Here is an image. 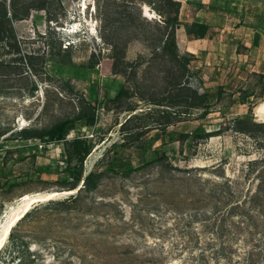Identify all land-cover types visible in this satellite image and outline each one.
Instances as JSON below:
<instances>
[{
  "label": "rangeland",
  "instance_id": "374dc122",
  "mask_svg": "<svg viewBox=\"0 0 264 264\" xmlns=\"http://www.w3.org/2000/svg\"><path fill=\"white\" fill-rule=\"evenodd\" d=\"M114 1L129 2L60 0L63 14H59L58 22L48 21L45 10H32L27 20L15 23L18 40L24 49L39 56L36 64L42 78L26 67L27 74L23 77L11 74L0 79L2 93L13 95L0 98V224L1 218L4 220L6 213L17 206L24 195L59 194L32 205L30 212L37 205L43 208L19 221L13 229V237L9 236L0 250V264H248L250 242L245 237L235 240V237L229 239L217 234L222 220L220 215L226 212V206L260 187L261 166H249L250 161L263 157L260 143L245 135L228 130L207 141L171 143L164 148L174 166L171 172L153 166L130 177L111 176L98 191L85 195L77 204L49 207H44L49 201H63L72 195L64 193L66 190L56 184L57 176L53 172L61 165L62 143L42 146L38 152L27 151L24 155L13 148L20 144L18 140L7 141L5 147L1 146L5 139L22 128L49 127L71 115L76 106L77 91L87 98L90 87L96 86L99 101L116 94L125 78L113 74V60L110 58L113 50L102 37V15L105 8L116 12L112 7ZM140 7L143 17L161 20L149 7V15L145 13L147 6ZM121 11L117 12L120 14ZM130 13L138 16L137 9ZM247 27V32L242 28L235 30L236 35L244 36L246 43L255 36ZM221 30H211L215 40L210 52L217 45L220 51L225 50L227 37ZM49 32L52 40L61 43L63 49L71 45L73 61L80 66L79 79L70 71L64 75L75 89L70 91L67 88L68 94L61 89L62 81L44 74L41 56H48L45 42ZM178 42L180 52L187 53L183 37L179 36ZM196 54L201 56L198 52ZM233 54L221 56L217 65H223L230 73H238L242 63L250 72L260 71L261 63H264V37L254 56L246 51H243L244 57ZM93 55L99 59L94 73L87 68ZM139 56L149 58V52L142 42L135 41L127 48L126 60L135 62ZM209 59L208 55L203 62L197 58L191 65L205 81L211 78ZM240 74L245 78V73ZM214 75L217 78L218 75ZM244 78L236 85L242 86ZM255 82L252 79L245 84ZM33 85L38 90L31 97ZM228 102L229 99L218 105L217 111L205 120L198 119V113L191 118L183 117V121L171 126L169 131L176 129L192 133L199 128L209 132L224 131L228 121L236 116L230 110L221 111ZM46 103H49L48 111L40 115ZM149 107L143 103L137 111ZM244 110L241 107L237 112ZM255 111L258 115L255 114V120L264 122V105ZM128 117L127 112H106L99 108L95 132H88L89 137L93 133L96 135L97 145L85 162L86 174L102 169L108 150L114 143H121L123 131L120 125ZM157 133L159 131L154 130L146 135L148 145L153 148L145 153L126 149L118 157L125 158V164L130 163L131 158L135 164L144 158L154 159V149H160V143L152 144L151 136ZM72 137L73 133L69 135ZM36 170L43 171L40 178L30 179ZM229 188L233 191L229 201L219 202L216 189Z\"/></svg>",
  "mask_w": 264,
  "mask_h": 264
},
{
  "label": "trees",
  "instance_id": "16d2710c",
  "mask_svg": "<svg viewBox=\"0 0 264 264\" xmlns=\"http://www.w3.org/2000/svg\"><path fill=\"white\" fill-rule=\"evenodd\" d=\"M141 5L149 7L161 20L153 21L143 17ZM112 7L116 12L112 13L111 9L104 7L102 37L113 50L110 57L113 60V74L125 78V82L121 84L116 94L99 101L96 86L90 87L87 98L77 91L76 106L71 115L59 119L49 127L22 128L12 133L1 143V146L5 147L7 141L18 140L20 144L13 148L17 153L24 155L27 151L38 152L42 146L62 143L61 165L53 171L57 176L56 184L66 191H76V193L63 201H49L44 206L49 207L77 204L85 195L98 191L111 176L130 177L142 169L153 166L160 167L163 172H171L174 166L170 162L169 154L164 151V148L171 143L192 144L207 141L228 130L245 135L260 143L263 157L249 162L252 168L261 166L260 187L226 206V212L220 215L222 220L217 234L219 237L228 236L229 239L232 236L236 238L235 240L245 237L250 242L248 264H264V122L255 120L256 108L264 105H259L264 103V101L259 102L264 99V63H261L260 71L250 72L247 65L242 63L238 73H230L223 65L218 66L217 60L223 55L229 57L231 54L226 52V49L232 53L231 47L220 51L217 45L212 52L209 49L199 52L201 56L181 53L177 31L183 29L189 41L202 40L208 37L209 25L199 21L183 23L179 0H129L118 3L114 1ZM206 7L211 12L229 16L230 27L233 29L224 32L227 37L225 43L228 45L230 41L231 46L233 44L237 46L235 55L244 57L243 51H246L254 56L261 38L264 37V0H209ZM134 9L138 10L137 17L130 13ZM32 10H45L47 20L52 22H58L59 14H63L60 0H0V79L11 74L23 77L27 74L26 67L30 68L29 70H32L38 78H42L36 64L39 56L24 49L22 42L18 40L15 28V23L27 20ZM118 10H122L120 14ZM243 26H249L255 32L251 47L245 45L243 35L240 37L235 34V30ZM49 34L45 42L48 56H41L44 74L62 81L61 89L68 94L67 88L70 91L75 89L64 79V75L70 71L76 79H79L80 66L73 61L71 45L63 49L61 43L52 40L51 32ZM135 41L144 44L149 52V58L139 56L135 62H128L127 48ZM209 52L211 54L208 66L212 72L210 81H205L199 75V71L194 72L191 65L197 58L203 62ZM95 58L93 55L87 67L92 73L96 71L95 66L99 61ZM240 73H245V78ZM214 74L218 75L217 78H214ZM242 78L245 79V83L252 79L256 82L255 84L242 82V86H237L236 82ZM37 90L38 87L33 85L31 97L35 96ZM10 96L13 97L0 90L1 99ZM61 97L64 98V95ZM227 99L229 102L221 111L230 110V113H235L236 116L228 121L226 130L209 132L199 128L192 133L179 132L176 129L169 131L171 126L182 122L183 117L191 118L195 113H198V119L205 120ZM143 103L151 107L137 111L139 105ZM241 107L245 110L238 113L237 110ZM48 108L49 103L44 104L40 115L46 113ZM99 108L106 112H127L129 117L120 125L123 131L121 143H114L108 150L102 169L86 174L85 162L97 145L94 140L96 135L93 133L92 137H89L88 132H95ZM146 120L150 121L139 124ZM154 130L159 133L151 136V142L160 143V149H154V159L146 160L143 157L144 161L135 164L131 158L130 163L125 164V158L118 157L126 149L145 153L153 148V145H148L145 138ZM72 133L73 137L69 138ZM175 151L173 150V153H176ZM51 171L49 169V172ZM42 173V170H36L29 178L39 179ZM216 192L219 202L228 200L233 194L232 188L216 189ZM41 208H43L41 205L35 206L22 220Z\"/></svg>",
  "mask_w": 264,
  "mask_h": 264
},
{
  "label": "crops",
  "instance_id": "0c3cea01",
  "mask_svg": "<svg viewBox=\"0 0 264 264\" xmlns=\"http://www.w3.org/2000/svg\"><path fill=\"white\" fill-rule=\"evenodd\" d=\"M179 1L181 2V6H182L181 19L183 23L199 21L209 25V31L207 34L208 37L202 40L189 41L187 36L184 35L183 29H179L177 31V37L179 36L183 37V39L187 43L185 49L187 53L196 55L197 52L199 53L207 49L212 50L213 41L215 39L210 34L211 30L213 29L216 30L219 28V30L222 29L221 32L223 33L225 32V30L229 31L230 29H233L230 27L231 20L229 19L228 15H222V14H217L215 12H211L209 8L206 7V5H208L209 3V0H179ZM217 21H219L221 24L217 23ZM220 25L222 28H220ZM241 28L245 29V32H247V30L249 29L248 27H244V26ZM252 32L253 34L255 33L254 31ZM254 37L255 36L247 40V43L245 41V45L247 47H251V43L253 42ZM227 47L229 48L231 47L233 51L231 54L234 53L233 55H235V50L237 46L235 44L231 46V43L229 41V44L228 45L226 44V48ZM226 52L230 53V50L226 49ZM210 54L211 53L209 52L208 56H210Z\"/></svg>",
  "mask_w": 264,
  "mask_h": 264
},
{
  "label": "bare ground",
  "instance_id": "6f19581e",
  "mask_svg": "<svg viewBox=\"0 0 264 264\" xmlns=\"http://www.w3.org/2000/svg\"><path fill=\"white\" fill-rule=\"evenodd\" d=\"M145 13L149 15L148 7L145 8ZM76 191H65L64 193H75ZM59 194L58 192L43 194H26L16 204L17 206L11 207L10 211L4 216V220L1 218L0 224V250H2L12 232L20 220L31 210L32 205L36 202L50 199L53 196ZM9 208V207H8Z\"/></svg>",
  "mask_w": 264,
  "mask_h": 264
},
{
  "label": "water",
  "instance_id": "95a60500",
  "mask_svg": "<svg viewBox=\"0 0 264 264\" xmlns=\"http://www.w3.org/2000/svg\"><path fill=\"white\" fill-rule=\"evenodd\" d=\"M144 16H147L146 14ZM73 194V193H72Z\"/></svg>",
  "mask_w": 264,
  "mask_h": 264
}]
</instances>
